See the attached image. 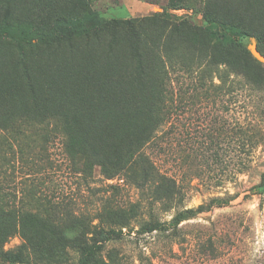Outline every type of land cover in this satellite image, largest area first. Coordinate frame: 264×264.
Here are the masks:
<instances>
[{
	"label": "rangeland",
	"instance_id": "rangeland-1",
	"mask_svg": "<svg viewBox=\"0 0 264 264\" xmlns=\"http://www.w3.org/2000/svg\"><path fill=\"white\" fill-rule=\"evenodd\" d=\"M146 1L153 4L148 13L128 16L121 0H88L99 23L164 13L173 21L186 20L199 27V30L183 29L180 39L175 41L191 53L207 45L204 59L193 58L192 70L169 62L165 67L167 77L156 75L158 68L151 70L149 79L156 88L154 102L160 110V130L154 142L146 147L159 169L176 178L184 189L182 201L167 202L163 207L156 205L155 217L169 222L180 211H197L179 224V237L132 233L124 241L110 244L104 258L112 250L114 259L110 264L261 263L258 260L264 261V199L251 188L264 175V64H253L255 68L248 73L240 67L241 61L232 65L222 61L232 56V49L236 48L223 46L219 31L206 29L207 0ZM212 1L217 8L215 15L225 16L221 20L228 24L234 13L242 14L249 26L264 14V0H252L250 4L249 0ZM26 2L0 0V21L22 26L37 24L36 18L42 12ZM51 2L47 18L52 17L47 26L62 9L67 17H81V8L72 0ZM149 37L142 46L153 64L158 37L155 33ZM253 39L259 46V39L252 32L239 37L247 49ZM25 52L37 61H51L62 54L53 53L52 45L44 42L26 47ZM116 53L123 74L128 57ZM18 55L16 43L0 39V95L6 91L4 84L13 80V75L6 77L4 71L15 66ZM104 56V48L92 44L89 53L78 52L77 58L84 60L88 75L98 76ZM108 58L111 63L115 60L114 55ZM142 96L148 104V96L144 93ZM12 114L5 104L0 105V122L4 124L0 126V250L26 243L32 248L27 250L31 264L76 262L77 253L59 249L54 238L29 239L24 234L25 228L33 232L37 229L26 212L37 210L46 220H54L48 211V199L54 203L62 201L59 204L70 210L72 216L66 219L67 224L82 213L94 222L102 216L103 222L109 223L114 211H127L128 217L131 212L133 217L136 206L139 214L131 221L136 228L150 219L152 210L147 194L141 193L132 179L107 178L108 164L89 155L76 154L74 160L70 159L64 146L68 130L62 120L54 125L26 124ZM137 124L138 113L131 111L125 124L118 121L102 125L91 130L90 135L95 141L102 139L107 145L125 151L131 134L126 128ZM62 192L72 193V198L63 199ZM216 197L223 199V206L209 205ZM211 239L221 251L218 258L212 256ZM0 264L13 263L0 256Z\"/></svg>",
	"mask_w": 264,
	"mask_h": 264
},
{
	"label": "trees",
	"instance_id": "trees-1",
	"mask_svg": "<svg viewBox=\"0 0 264 264\" xmlns=\"http://www.w3.org/2000/svg\"><path fill=\"white\" fill-rule=\"evenodd\" d=\"M72 1L81 8V17H67L62 13L63 9L58 8L62 12H58L47 26L46 23L52 17L47 18V11L53 2L27 0L26 4H34L36 11L42 12L36 18L37 24L22 26L0 21V39L16 43L19 47L15 66L4 71V76L12 74L13 80L4 84L6 91L0 95V105L5 104L10 114L17 115V119L26 124L54 125L55 121L62 120L68 130L64 146L71 160L75 159L76 154H84L105 162L108 164L107 178L118 176L132 179L134 186L141 193L147 194L152 213L149 220L139 224V228L131 222L139 214L137 206L136 209H131L134 212L133 217L131 212L128 217L127 211L112 212L109 223L103 222L102 216H99L98 222H94L88 214L82 213L81 217L76 216L71 224H67L66 219L69 215L72 216L70 210L59 204L62 201L54 203L49 199L46 204L54 220H46L37 210L26 212L34 221L33 224L37 225L34 232L25 228L26 237L54 238V243L59 249L76 252V262L68 264H110L114 259V256H111L113 251L110 250L108 258H104L110 244L122 242L132 233H156V238L164 235L174 239L180 236L179 224L192 218L197 211H180L169 222L154 215L156 205L163 207L167 202L176 204L182 201L184 189L176 178L162 172L146 152V147L154 142L160 130V110L154 102V99H157L156 88L149 75L152 69L158 68L156 75L167 77L166 62L192 70L195 63L193 58L198 56V59H204L207 45H203L199 50L194 49L191 53V50L187 51L181 44H175L183 29L199 30V27L189 24L186 20L173 21L164 13H154L140 18H113L99 23L95 21V12L88 0ZM251 2L252 0H249V4ZM216 13L217 8L215 9L213 1L207 0L206 29L210 32L219 31L221 44L236 48L232 49L235 56H227L222 61L227 65L241 61L240 67L248 73L255 68L253 64L261 65L262 63L239 41V37L242 34L254 33L259 39L258 49L264 54V14L249 26L245 24L247 21L242 14H232L228 24L221 20L225 16H216ZM152 33L158 37L154 46L153 64L148 60L143 47ZM39 42L52 45L53 53H62L60 58L37 61L25 52L26 47L35 46ZM92 44L104 48L106 58L103 60V66L97 70L98 76L91 73L88 75L84 60L77 58L78 52L89 53ZM238 46L242 49L239 50ZM116 51L128 57L127 68L123 74L121 62L116 61ZM110 55L115 57L112 63L108 58ZM41 67L44 68L43 71H40ZM143 93L148 96V104L142 96ZM131 111L138 113V124L126 128L131 134L125 151L117 146L107 145L102 139H92L91 130L118 121L123 125ZM0 126L3 127L4 124L0 122ZM251 191L264 199V175ZM62 194L63 199L72 198L70 192ZM223 202L222 198L216 197L211 200L213 204L209 205L223 206ZM210 242L212 256L218 258L221 251L217 248L215 240L213 242L211 239ZM31 249L23 243L15 249L0 250V256L13 264H31L32 260L27 252ZM262 257L264 258V252ZM258 261L261 263L257 264H264V261Z\"/></svg>",
	"mask_w": 264,
	"mask_h": 264
},
{
	"label": "crops",
	"instance_id": "crops-1",
	"mask_svg": "<svg viewBox=\"0 0 264 264\" xmlns=\"http://www.w3.org/2000/svg\"><path fill=\"white\" fill-rule=\"evenodd\" d=\"M101 2H108L110 0H100ZM123 3L122 6L125 7L127 12L130 15H142L146 14L152 8V3L146 0H121ZM117 5V4H116Z\"/></svg>",
	"mask_w": 264,
	"mask_h": 264
},
{
	"label": "water",
	"instance_id": "water-1",
	"mask_svg": "<svg viewBox=\"0 0 264 264\" xmlns=\"http://www.w3.org/2000/svg\"><path fill=\"white\" fill-rule=\"evenodd\" d=\"M248 49L258 61L264 64V54L258 49L257 42L254 39L248 45Z\"/></svg>",
	"mask_w": 264,
	"mask_h": 264
}]
</instances>
